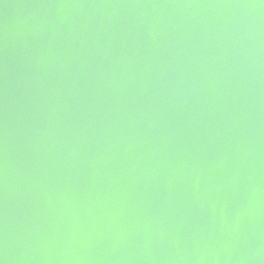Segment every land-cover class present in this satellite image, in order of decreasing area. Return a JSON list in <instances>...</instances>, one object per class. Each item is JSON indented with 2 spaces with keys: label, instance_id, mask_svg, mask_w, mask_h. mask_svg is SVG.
I'll use <instances>...</instances> for the list:
<instances>
[{
  "label": "water",
  "instance_id": "95a60500",
  "mask_svg": "<svg viewBox=\"0 0 264 264\" xmlns=\"http://www.w3.org/2000/svg\"><path fill=\"white\" fill-rule=\"evenodd\" d=\"M0 264H264V0H0Z\"/></svg>",
  "mask_w": 264,
  "mask_h": 264
}]
</instances>
